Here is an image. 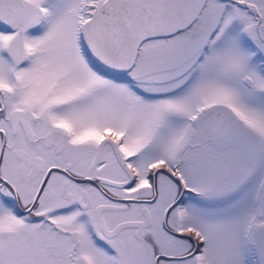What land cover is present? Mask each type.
Segmentation results:
<instances>
[{
  "label": "snow or ice",
  "instance_id": "snow-or-ice-1",
  "mask_svg": "<svg viewBox=\"0 0 264 264\" xmlns=\"http://www.w3.org/2000/svg\"><path fill=\"white\" fill-rule=\"evenodd\" d=\"M0 264H264V0H0Z\"/></svg>",
  "mask_w": 264,
  "mask_h": 264
}]
</instances>
